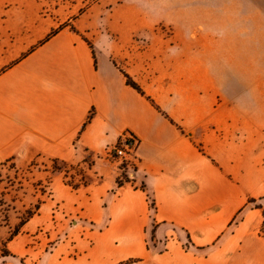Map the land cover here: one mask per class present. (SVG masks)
Segmentation results:
<instances>
[{"label": "crops", "instance_id": "0c3cea01", "mask_svg": "<svg viewBox=\"0 0 264 264\" xmlns=\"http://www.w3.org/2000/svg\"><path fill=\"white\" fill-rule=\"evenodd\" d=\"M95 5L114 12L113 42L59 22L40 0H0V164L88 158L96 169L78 187L54 178L6 243L10 255L23 264H264L256 207L207 254L163 225L165 249L148 248L140 187L152 189L156 223L183 228L200 248L264 197V0H94L82 11ZM122 134L136 142L135 166H104Z\"/></svg>", "mask_w": 264, "mask_h": 264}, {"label": "rangeland", "instance_id": "374dc122", "mask_svg": "<svg viewBox=\"0 0 264 264\" xmlns=\"http://www.w3.org/2000/svg\"><path fill=\"white\" fill-rule=\"evenodd\" d=\"M92 1L94 0H40V3L42 2L48 12H55L59 22L72 20L82 30L84 28L88 30L91 38L98 40L101 37L105 42H113L114 12L106 11L99 14L98 5H95L92 10L82 11V8ZM105 157L103 165H115L106 155ZM18 163L7 161L0 165V249H3L6 238L9 237L24 212L38 200L43 201L49 196L54 178H62L71 186L75 184L81 186L89 181L92 171L96 170L93 162H90L88 158L66 163L56 159L38 157L23 165ZM6 206H9L7 207L8 212L4 211ZM12 257L8 255L3 259L0 255V260H2L0 264L6 262L23 264L19 259Z\"/></svg>", "mask_w": 264, "mask_h": 264}, {"label": "trees", "instance_id": "16d2710c", "mask_svg": "<svg viewBox=\"0 0 264 264\" xmlns=\"http://www.w3.org/2000/svg\"><path fill=\"white\" fill-rule=\"evenodd\" d=\"M91 118V114L88 116L87 121H89V119ZM1 165V164H0ZM121 169L126 170V168L124 166H121ZM123 177L125 179V181L127 182H133V179H130L128 177V175L126 173L123 172ZM73 187H78V185L75 184V186ZM140 187H142V189L144 190V192L146 193V198H147V202H148V223L145 227V235H146V243L148 248L153 249L154 251H158L161 252L165 249V241L166 238L164 236L160 237L156 230L159 226H164V228H168L173 230L179 240L181 241L182 245L184 246V248H186L189 251L192 252H196L199 254H207V250H210L211 248H215L217 246V244L219 243L220 239H223V236L225 234H227V232H229L230 229H232L241 219L242 214L249 208H262L263 209V216H264V197L262 198H258V199H249L246 204L242 207V209L234 216L233 220L230 222L228 229L226 230V233L222 234V236L220 238H218L215 242L214 245L212 246H207V247H196L190 240L188 232L186 230H184L183 228L172 224V223H160L157 224L155 221V212H156V204H155V198L152 192V189L145 184V182L143 180L140 181ZM43 201H37L35 204L32 205L31 208H29L28 210H26L24 212V215L20 218L19 222L17 225L14 226L13 230L11 231L9 237L6 238L4 245H3V249H0V255L1 256H8L10 255V252L8 251V249L6 248V243L9 242L10 240H12L20 231V229L23 227V225H25V223L35 214V212L39 209V207L41 206ZM9 206H6L4 209V211H9V208H7ZM4 217H6V214H4ZM262 233L264 236V220H263V224H262Z\"/></svg>", "mask_w": 264, "mask_h": 264}, {"label": "built area", "instance_id": "2783aa9c", "mask_svg": "<svg viewBox=\"0 0 264 264\" xmlns=\"http://www.w3.org/2000/svg\"><path fill=\"white\" fill-rule=\"evenodd\" d=\"M105 155L117 166L133 168L136 160V142L131 137L122 134L117 142L106 150Z\"/></svg>", "mask_w": 264, "mask_h": 264}, {"label": "water", "instance_id": "95a60500", "mask_svg": "<svg viewBox=\"0 0 264 264\" xmlns=\"http://www.w3.org/2000/svg\"><path fill=\"white\" fill-rule=\"evenodd\" d=\"M133 176H134L133 172H131L130 177H133ZM2 258L5 259V258H7V256H2ZM0 261H2V260H0Z\"/></svg>", "mask_w": 264, "mask_h": 264}]
</instances>
